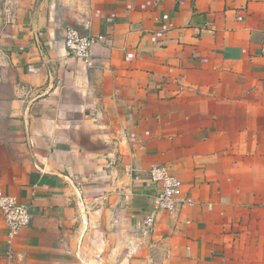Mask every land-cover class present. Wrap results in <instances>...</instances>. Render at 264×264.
I'll use <instances>...</instances> for the list:
<instances>
[{"label": "crops", "instance_id": "0c3cea01", "mask_svg": "<svg viewBox=\"0 0 264 264\" xmlns=\"http://www.w3.org/2000/svg\"><path fill=\"white\" fill-rule=\"evenodd\" d=\"M0 194V264H264V0H0Z\"/></svg>", "mask_w": 264, "mask_h": 264}, {"label": "built area", "instance_id": "2783aa9c", "mask_svg": "<svg viewBox=\"0 0 264 264\" xmlns=\"http://www.w3.org/2000/svg\"><path fill=\"white\" fill-rule=\"evenodd\" d=\"M95 41L76 28L69 27L64 33V48L69 56L91 65L92 46ZM150 183L157 186L155 197V209L157 212L172 214L186 204L188 200H180L178 192V180L166 167L152 168L147 175ZM0 213L2 220L11 238L18 236L31 224V214L28 207L18 201L17 198L0 194ZM148 230H153L155 214L146 216L143 220Z\"/></svg>", "mask_w": 264, "mask_h": 264}]
</instances>
